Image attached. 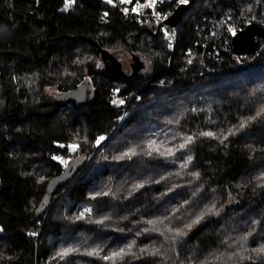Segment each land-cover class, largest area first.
Returning <instances> with one entry per match:
<instances>
[{"label":"trees","instance_id":"1","mask_svg":"<svg viewBox=\"0 0 264 264\" xmlns=\"http://www.w3.org/2000/svg\"><path fill=\"white\" fill-rule=\"evenodd\" d=\"M148 3L0 0V264H264V37L239 54L230 32L264 0H193L173 50ZM95 42L151 70L110 72ZM86 78L90 102L47 90ZM57 156L79 167L49 194Z\"/></svg>","mask_w":264,"mask_h":264},{"label":"water","instance_id":"2","mask_svg":"<svg viewBox=\"0 0 264 264\" xmlns=\"http://www.w3.org/2000/svg\"><path fill=\"white\" fill-rule=\"evenodd\" d=\"M192 2L193 0L178 5L176 10L167 18L166 22L172 26H176L182 19L183 13L192 5ZM257 36L264 37V26L258 22H251L244 28L239 29L232 36L233 51L241 54L256 50L258 46ZM95 44L98 47V51L108 71L129 77L135 76L140 72H146L148 60L143 55L132 53V72L128 73L124 68L123 62L120 61L117 55L112 53L108 48L99 45L98 42H95ZM89 80V78H86L76 89L63 93L61 97L67 102L74 101L77 103H86L92 101L94 98V85ZM88 90H90L89 96ZM78 167L79 164L77 160H72L71 164L65 168L64 172L50 182L48 193H53L56 185L59 184L60 181L70 179L78 170Z\"/></svg>","mask_w":264,"mask_h":264},{"label":"built area","instance_id":"3","mask_svg":"<svg viewBox=\"0 0 264 264\" xmlns=\"http://www.w3.org/2000/svg\"><path fill=\"white\" fill-rule=\"evenodd\" d=\"M161 1H163V0H153L152 2L149 3L152 6H148L147 8H143L142 11H138L137 13L140 15L139 16L140 22H142L143 19H147V20L153 21L154 23H156L158 25V28L163 35V38L167 42L168 48L170 50H173L175 48V44H176L177 28H176V26H172L166 22L167 18L172 13L165 11L161 8ZM189 1L190 0H187V3ZM176 3H177V5L182 4L181 0H177ZM233 28H235V31H236V27L233 25L230 28V32H232V36H233V34H235L237 32L236 31L235 33H233V31H232Z\"/></svg>","mask_w":264,"mask_h":264},{"label":"rangeland","instance_id":"4","mask_svg":"<svg viewBox=\"0 0 264 264\" xmlns=\"http://www.w3.org/2000/svg\"><path fill=\"white\" fill-rule=\"evenodd\" d=\"M152 1L153 0H149V3L152 2ZM136 9H137V11H140L141 7L138 6ZM144 22H146V21H144ZM232 31H233V33H235L236 32L235 28H233ZM109 49H110L111 52H113L114 54H116L119 57L120 61H122L123 64H124V68H126L128 73H130L132 71L131 62L133 60V57H132V54L130 53V50H129V47H128L127 43H123L122 42V43L117 44L114 47L109 48ZM145 56L147 57V55H145ZM98 63H100V61ZM151 67H152L151 62L148 59L147 71L151 70ZM47 90H48L49 94H51V95H53L55 97H59L62 94L60 91H58V89L56 87H48ZM121 102L123 103V101H121ZM72 146H76L75 150H73ZM78 149H79L78 144H72L70 146L71 157L75 156V154L77 153ZM57 158L59 160H61V162L64 161L62 163L65 166H67L70 163V161H71V158H63L62 156H57ZM225 209H226V207H222V208L218 209L216 211L215 215L216 216L222 215L225 212Z\"/></svg>","mask_w":264,"mask_h":264},{"label":"snow or ice","instance_id":"5","mask_svg":"<svg viewBox=\"0 0 264 264\" xmlns=\"http://www.w3.org/2000/svg\"><path fill=\"white\" fill-rule=\"evenodd\" d=\"M73 2H74V0H65V8L67 9V7H69L70 4L73 3ZM109 2H111V0H109ZM126 2H127V0H126ZM181 2L182 3H187V0H181ZM146 6H152V5L149 4V5H146ZM204 135H212V133H204ZM101 139H103V137H101ZM75 147L76 146H72L73 150H75ZM181 147H183V145H181ZM62 162H64V161H62Z\"/></svg>","mask_w":264,"mask_h":264},{"label":"flooded vegetation","instance_id":"6","mask_svg":"<svg viewBox=\"0 0 264 264\" xmlns=\"http://www.w3.org/2000/svg\"><path fill=\"white\" fill-rule=\"evenodd\" d=\"M131 68H132V66H131ZM126 69V68H125ZM127 70V69H126ZM89 94H90V91L88 90V96H89ZM62 94L59 96L61 99H63L62 97Z\"/></svg>","mask_w":264,"mask_h":264},{"label":"bare ground","instance_id":"7","mask_svg":"<svg viewBox=\"0 0 264 264\" xmlns=\"http://www.w3.org/2000/svg\"><path fill=\"white\" fill-rule=\"evenodd\" d=\"M232 40V39H231Z\"/></svg>","mask_w":264,"mask_h":264}]
</instances>
